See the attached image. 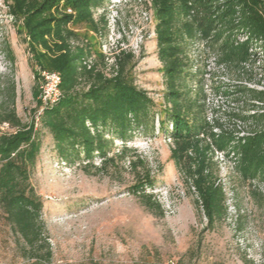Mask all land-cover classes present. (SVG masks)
I'll use <instances>...</instances> for the list:
<instances>
[{
    "label": "trees",
    "instance_id": "16d2710c",
    "mask_svg": "<svg viewBox=\"0 0 264 264\" xmlns=\"http://www.w3.org/2000/svg\"><path fill=\"white\" fill-rule=\"evenodd\" d=\"M106 1L2 0L16 33L24 37L31 66L35 68L34 80L39 84L38 70L55 72L60 77L59 100L45 108L37 122L51 135L61 162L73 163L82 154L84 168L92 166L98 157L99 169H103L117 157L124 159L127 153L123 148L120 156H107L114 139L124 144L134 129H153L158 119L159 126L173 141L171 158L194 189L197 215L204 217L206 227L211 228L226 212L224 194L215 185L214 151L234 153V171L243 182L264 180V91L245 87L235 90L238 95L233 97L234 102L262 104L261 113L227 114L228 118L250 120L254 125L247 136L237 137L217 120L213 126L219 128V133H214L206 121L203 102L192 101L181 85L188 78H196L190 58V50L196 45L212 52L218 64L232 66L239 74L250 76V67L264 62V0H145L155 19V55L165 81L163 104L158 112L154 110V99L135 83L134 69L144 56L135 58L131 52L118 49L113 65L107 68L105 57L89 36L80 39L75 32L84 25L93 34L101 35L94 13ZM67 9L72 14H67ZM99 22L105 34L102 16ZM238 36L246 39L239 42ZM257 51L262 52V57L257 56ZM4 53L13 65L9 45ZM86 60L91 61L89 68L83 65ZM8 83L7 97L0 102V123H8L14 131L0 134V209L13 233L34 256V264H50L41 198L29 181L41 139L35 117L28 124L17 117L13 107L14 83ZM199 86L202 90L203 85ZM2 89L0 81V92ZM38 95L39 86H35V113L41 106ZM128 163L135 180L131 194L142 197L148 208L159 211L153 197L145 194V188L154 185L145 161L135 156Z\"/></svg>",
    "mask_w": 264,
    "mask_h": 264
},
{
    "label": "rangeland",
    "instance_id": "374dc122",
    "mask_svg": "<svg viewBox=\"0 0 264 264\" xmlns=\"http://www.w3.org/2000/svg\"><path fill=\"white\" fill-rule=\"evenodd\" d=\"M146 4L145 0H107L94 13L101 35L84 25L75 32L80 39L89 36L106 56L117 49L131 52L135 58L144 56L134 69L135 83L154 99L158 112L165 81L155 55V19ZM101 16L106 22L105 34ZM23 38L16 33L0 0V81L4 88L0 102L7 97L8 82L13 81V107L21 122L28 124L36 116L32 90L39 84L33 78L35 68ZM6 45L13 53V65L5 56ZM190 58L196 78L185 80L182 90L189 92L192 101L203 102L208 114L229 106L219 94L221 88L230 98L238 95L237 87L264 91L262 61L250 67L249 76L239 74L232 66L221 68L212 52L199 45L191 48ZM158 121L155 119L153 129H134L124 144L114 139L107 156H120L123 148L127 153L124 159L117 157L103 169H99L98 157L92 166L84 168L82 154L73 163L61 162L51 135L36 121L41 148L29 181L41 198L50 264H264V180L243 182L233 170L230 156L213 158L215 183L222 188L226 212L213 227H206V219L199 218L194 206V189L171 158L173 141ZM135 156L145 161L154 180L145 194L153 197L159 211L148 208L142 197L130 192L135 180L128 162ZM33 257L0 209V264H34Z\"/></svg>",
    "mask_w": 264,
    "mask_h": 264
},
{
    "label": "built area",
    "instance_id": "2783aa9c",
    "mask_svg": "<svg viewBox=\"0 0 264 264\" xmlns=\"http://www.w3.org/2000/svg\"><path fill=\"white\" fill-rule=\"evenodd\" d=\"M66 13L72 14V10L67 9ZM237 39L239 40V42H242L246 38H244L243 36H238ZM104 44H105V41H104ZM104 44H102L101 47H105ZM199 46L202 47L201 45H199ZM117 50L110 51L108 56L101 53L105 57V62L107 64V68H110L113 65L114 54L117 53ZM258 52L260 53V57H262V52L257 51V53ZM212 56H213V60H215L216 63L218 64L216 57L214 55H212ZM90 64H91L90 60H86L85 62H83V65L86 66L87 68H89ZM218 66H220L221 68L224 67V65H222V64H218ZM37 75H38V79H39L38 100H39L41 106L36 112V116H35L36 121L38 120L39 116L42 114L43 110L45 108L53 106L59 100L60 95H61L60 89H59L60 77L57 73L49 72L46 70H38ZM258 91H261V90H258ZM219 94H220V96L226 98L225 100L228 101L229 106L227 108L218 107L219 111L211 110L212 114H208V111L206 110L207 111L206 121L212 127V131L214 133H219V128L213 126L214 121L217 120L218 123L221 124L224 129L229 130V131H233L234 134L237 135V137L247 136L251 132V129H254V125H253L252 121H250V120L247 122L238 121L237 119L228 118L227 114L228 113L242 112V114L251 115V114H254L257 112L261 113L262 109H260V108H261L262 104H260L259 102H256V101H250V102L248 101V105H244L241 102H238V103L234 102L233 98H230L228 94L224 93L223 88H221V90L219 91ZM205 104H206V102H205ZM238 104H240L239 107H238ZM249 105H255L256 108L253 109ZM217 113H221V114H223V116H219V115L216 116ZM13 131L14 130L9 126L8 123H6V122L0 123V134H9V133H12ZM229 156H230V160L233 164V170H234L236 157L232 151L229 150L227 152H218V151L213 152V158L220 157V158L224 159V158H228ZM254 181H252V182H254ZM215 185H218L220 187L219 184L215 183ZM221 190H222V188H221Z\"/></svg>",
    "mask_w": 264,
    "mask_h": 264
}]
</instances>
